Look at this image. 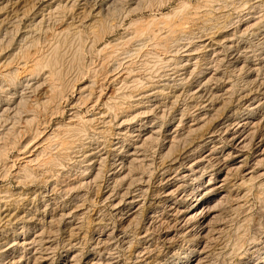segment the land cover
<instances>
[{"label":"rangeland","instance_id":"rangeland-1","mask_svg":"<svg viewBox=\"0 0 264 264\" xmlns=\"http://www.w3.org/2000/svg\"><path fill=\"white\" fill-rule=\"evenodd\" d=\"M102 1L0 0V53L3 52L0 54V72L3 70V72H14L18 69L16 71L18 73L17 82L21 81L24 84L20 86L18 92L22 91L29 98L27 107L30 111L37 110L35 125L40 123L39 127L42 132L34 136L29 131L24 139V149L20 151L10 149L7 152V161L4 158V161L0 162V168L5 162L11 172L6 179L0 178V191L5 192L7 189L11 191L14 196L10 201L18 199L17 205L19 204L20 211L25 210L24 212H26L27 210L28 213L34 214L30 221L33 222H31V227H34L35 230L29 233L33 235L35 232L43 230L45 241L51 244L50 248H53L47 252L45 264H63L66 260L67 250L72 246L74 248L70 249L72 254L69 255L68 260L72 256H78L76 264H83L84 259L89 260L88 264L102 263V260L109 258L111 263L137 264L142 256L151 258V260L157 259L161 263L177 264L180 258L184 257L183 254L179 256L177 254L187 253V250H191V246L194 242L196 243L197 239L192 235L174 236L176 234H174L173 228L174 221L166 210L167 204L159 203L162 197H160L161 188L164 186L163 174L169 168L172 159L195 145L200 140L199 137L205 133L206 128H214L218 123H223L225 120L222 119H225L229 113L231 118L239 116L250 98L258 95V99L261 100L260 111L257 112L254 129H251L254 140L245 152L251 159L257 154V150L259 153L264 148V143L259 144L264 135V58L261 53L264 42V32H262L264 31V8L253 9L255 15L252 17L250 15L252 13L251 5L258 0H251L247 4L236 0L234 5H228V7L222 6L221 0H143L132 15H120L118 22L121 20L123 22L116 24L112 33H105L103 41L101 40L97 47L91 49L89 47L92 36L87 33L85 28L87 22L85 16L90 11L95 15ZM183 3L188 5L186 9L181 8ZM207 5L210 9L206 7ZM66 6L67 10L61 16L55 13L57 7ZM122 7H125V3ZM176 8L179 13L173 18L172 13L173 10L176 11ZM206 10L212 11L213 16L209 17L211 20L208 18ZM165 16H170V18L165 20ZM255 19H260V27H252ZM168 20L174 23H171L172 33L167 31V26L170 23ZM215 22L225 24L227 36L216 34ZM73 23L74 25L71 26L70 24ZM145 27L150 31L147 32ZM204 29L205 33L209 34L199 40L195 39L202 34ZM58 36L60 38L62 36V39ZM192 37H194V41L191 39ZM26 39H33L34 42V47L31 46L27 53L28 63L24 65L22 61L17 59L15 61L14 58V61L7 65V58L16 54V48L25 43ZM75 40H77L76 43ZM156 40H159V43ZM71 41L72 43H69ZM227 41L231 47L224 45ZM176 42L177 44H175ZM109 43L110 45H108ZM53 44L58 45L54 46ZM164 44L168 45L166 51L161 48V45ZM106 45H108L107 50L103 48ZM176 45L178 46L174 47ZM82 46L86 48L89 46V52L86 48L82 50ZM49 47L58 49L59 69L62 70L61 81L64 84L59 81V87L54 90L50 88L47 67L42 68L40 74L35 75H32L30 68L32 66L30 59H34L36 56L47 57L52 50ZM70 47L71 49H69ZM107 51L115 53L118 51L117 54L121 56L117 61L103 63L102 59ZM155 51L158 52V55L160 54L158 58L151 54ZM72 55L74 59H72ZM32 56L35 57L32 58ZM250 64L253 67L257 66L256 68L259 70L255 72L256 68L252 69L253 67H249ZM60 66H63L64 69ZM81 67H84L83 70L86 73ZM130 68L133 69L130 70ZM76 70H81L79 72L85 74L82 73L83 76H79V72ZM201 70H205V72L200 74ZM46 72L47 74H44ZM210 75H213L214 79L207 84L206 78L211 77ZM149 76L151 87L138 89L133 97L125 100L119 109H110L112 104L121 102L119 98L121 91L122 93L131 91L130 88L135 79L145 82L148 81ZM93 80L95 82L91 83ZM164 86H166V90L161 95ZM229 86L234 91L227 93ZM49 99L51 102L46 107H41L38 110L34 106L35 102L42 104L46 101L49 102ZM199 117L201 119L207 117L209 124L207 123L202 130L193 134L188 141L177 137L181 135L180 133L184 135L188 126L196 123L200 119ZM84 121L88 122L89 126L86 125L85 130L92 140L84 142L85 146L75 143V145L65 148L67 151L65 149L60 151V146L47 140L48 135L53 131L62 132L65 125L75 126L79 123L82 125ZM119 123L122 124L121 127ZM230 123L232 122L230 121ZM3 125L2 120L0 130L3 129ZM118 128L121 131H118ZM147 135H151L152 138L145 141L148 138ZM172 137H176L177 145ZM168 145L172 148L170 157L168 155L166 158ZM43 148L46 149L47 157L52 154L58 153V156L61 154L60 161L63 167L60 166V171L56 176L45 181L42 179L41 169H37L38 180L17 181L13 176L15 172L29 164L28 161L34 159ZM130 153L133 155L135 153L136 155L133 157H137L138 161L135 158L126 157ZM88 155L89 157H87ZM121 161L125 166L122 170L119 166ZM131 165L134 166V171L128 170ZM32 166L38 168L33 162ZM86 167L87 171L84 174L82 172ZM263 167L264 163L259 166L260 169L256 170L258 174L255 176L258 179L253 178L251 183H247V187H238L239 180L237 178L239 175L237 172L232 173L229 180L232 182L231 184L228 182L225 187V194L229 191L231 193L226 195V200L222 199L223 202L221 199L215 202V207H218L214 208L217 217L212 224L213 229L210 231V237L213 239L209 238L206 255L203 256L205 260H202L203 262L201 261L200 264H249L256 259V255L253 254L254 247L264 253ZM98 171L100 176L97 177ZM127 173H134L135 177L129 175L131 177L129 178ZM142 173H144L143 178H141ZM58 174L63 177H61L62 180L56 182ZM120 177L124 178V182L120 180ZM207 178L209 175L202 178V184H205ZM129 184L132 185L129 186ZM232 184H237L234 189H231ZM193 186L194 183H187L182 191L180 190L171 199V202L177 201L179 195H188ZM127 191L129 192L128 196L139 195L142 196V200L145 199L142 212L133 215L134 217L132 216L133 211H129L122 199L125 193H128ZM19 194L22 196L19 197ZM7 209L9 212L12 211L13 205L0 204L2 217H5ZM149 209L155 211L154 219L150 223L145 220ZM2 223L3 221L0 222V225ZM23 225H17L18 231ZM142 228H147L150 234L146 242L139 240L135 235V232ZM108 234L110 235L107 240ZM166 234L169 236L165 238ZM3 235L4 233L0 234L2 239L11 236L12 232L8 230ZM168 238L172 240L166 241L165 239L168 240ZM69 243L71 246H67ZM145 249H148V255H145ZM16 256L22 258L23 261L29 259V255L22 250L17 251ZM28 261V264H32L33 260Z\"/></svg>","mask_w":264,"mask_h":264},{"label":"bare ground","instance_id":"bare-ground-1","mask_svg":"<svg viewBox=\"0 0 264 264\" xmlns=\"http://www.w3.org/2000/svg\"><path fill=\"white\" fill-rule=\"evenodd\" d=\"M98 1V0H97ZM102 1V0H101ZM141 1L143 2V0H136V2H134V0H103L101 2L100 7L98 8L96 14H91L90 12L87 13V15L85 16L87 18V22L85 23V28L87 29V33L90 34L92 36L91 40H90V47L87 46L84 47L82 46V50L84 48L87 49L88 51V47L91 49H94L95 47H97V45L101 42V40L103 39V35L105 33H112L113 30L116 28V24H120L123 21L121 20V22H118L120 15L124 14V16H129L132 15L139 7ZM145 1V0H144ZM214 1V0H213ZM218 1V0H217ZM239 1V0H237ZM242 2H244L245 4L249 3L251 0H240ZM239 1V2H240ZM183 2V1H182ZM221 5L222 6H227L228 5H234L236 2V0H221ZM74 3V2H73ZM125 3V7H122V5ZM186 3V2H185ZM185 3L182 4L181 8L182 9H186V7L188 5H186ZM214 3V2H213ZM212 3V4H213ZM238 3V2H237ZM86 4V3H85ZM206 5V2L204 3ZM211 4V3H210ZM211 4V5H212ZM74 6V5H73ZM210 6V5H209ZM71 7V6H70ZM95 7V6H94ZM152 7V6H151ZM203 7V6H202ZM208 7V5L206 6ZM218 7V6H217ZM216 7V8H217ZM252 7V13H250V15L253 17L255 15L254 10H257V8H264V1H260L258 0V2H255L251 5ZM209 8V7H208ZM210 9V8H209ZM220 9V8H219ZM224 9V8H223ZM254 9V10H253ZM67 10V6L66 7H57L56 9V14L58 16H61V14L64 13V11ZM178 9L176 8V11L173 10L172 13V17L178 15ZM212 10V9H211ZM206 10L207 16L208 18L210 17V15H212V11ZM86 11V10H85ZM94 11V9H93ZM142 11V10H141ZM217 11V10H216ZM263 11V9H262ZM181 12V9H180ZM214 12V11H213ZM218 12V11H217ZM257 12V11H256ZM205 13V12H204ZM259 14V13H258ZM169 15V14H168ZM185 15V13L183 12V16ZM204 15V14H203ZM206 15V14H205ZM220 15V14H219ZM213 16V15H212ZM171 17V19H173ZM84 18V19H86ZM170 16H165V20L169 19ZM223 18V17H222ZM221 18V19H222ZM262 18V17H261ZM186 19V17H185ZM210 19V18H209ZM227 19V18H226ZM182 20V19H181ZM179 20V21H181ZM211 20V19H210ZM136 21V20H135ZM162 21V20H161ZM160 21V22H161ZM169 21V20H168ZM226 21V20H225ZM134 22V21H133ZM153 22V21H152ZM158 22V21H157ZM163 22V21H162ZM170 22V21H169ZM168 22V23H169ZM224 22V21H223ZM221 22V23H217L215 22V28H216V34L217 35H223V36H227L228 33L226 32V26L225 24ZM137 23V22H136ZM171 23H169L168 30L169 32L172 31L173 26H171ZM212 23V22H211ZM214 23V21H213ZM260 23V19H255L252 27H258ZM135 24V23H134ZM140 24V23H139ZM146 24V23H145ZM160 24V23H159ZM163 24H165V22H163ZM174 24V23H172ZM71 26L74 25L70 24ZM36 26V25H35ZM121 26V25H120ZM151 26V25H150ZM150 26H148L150 28ZM213 26V27H214ZM37 27V26H36ZM40 27V26H39ZM81 27V26H80ZM131 27V25H130ZM166 27V25H165ZM260 27V26H259ZM84 28V29H85ZM209 28V27H208ZM211 28V26H210ZM263 28V27H262ZM29 29V27H28ZM32 29V28H31ZM34 29V28H33ZM79 29V28H78ZM132 29V28H131ZM143 29V28H142ZM146 31H150V29L146 28ZM163 29V28H162ZM12 30V29H11ZM174 30V29H173ZM176 30V29H175ZM262 30V29H261ZM129 31V30H128ZM139 31V30H138ZM145 31V32H146ZM137 32V31H135ZM160 32V30H159ZM168 32V33H169ZM174 32V31H173ZM206 30H202V34L199 35V37H195V39H200L203 36L208 35L209 33H205ZM264 32V31H262ZM10 33V32H9ZM151 33V32H150ZM172 33V32H171ZM170 33V34H171ZM260 33V32H259ZM138 34V33H137ZM136 34V35H137ZM144 34V33H142ZM153 34V33H152ZM165 34V33H164ZM82 35V34H81ZM85 35V33H84ZM127 35V34H126ZM133 35V34H132ZM141 35V34H140ZM148 35V34H147ZM161 35V34H160ZM168 35V34H167ZM166 35V36H167ZM260 35V34H259ZM64 36V35H63ZM79 36V35H78ZM86 36V35H85ZM90 36V37H91ZM105 36V35H104ZM138 36V35H137ZM144 36V35H143ZM146 36V33H145ZM149 36V35H148ZM153 36V35H152ZM156 36V35H155ZM154 36V37H155ZM60 38V36H58ZM73 37H76V35H73ZM139 37V36H138ZM137 37V38H138ZM142 37V36H141ZM152 37V38H154ZM64 38V37H63ZM78 38V37H77ZM140 38V37H139ZM170 38V37H168ZM194 37H192L191 39H193ZM62 39V36L61 38ZM74 39V38H73ZM82 39V37H81ZM173 40V38H171ZM175 39V38H174ZM2 40V39H1ZM17 40V39H16ZM67 40V38H66ZM65 40V41H66ZM86 40V39H85ZM84 40V41H85ZM120 40V39H119ZM161 40V39H160ZM163 40V39H162ZM161 40V41H162ZM165 40V39H164ZM6 41V40H4ZM8 41V40H7ZM36 41V40H35ZM62 41V40H61ZM77 40H75L76 43ZM103 41V40H102ZM117 41V40H116ZM115 41V43H116ZM157 41V40H156ZM159 41V40H158ZM157 41V42H158ZM194 41V39H193ZM25 43L21 44L20 46H18V48H16L17 53L16 54H12L11 56H9V58H7V65L11 64V61H15L16 59L19 61H22V63L24 65H26L28 63V50L29 48L33 46V39L29 40L26 39L24 40ZM154 42V41H153ZM173 42V41H171ZM175 42V41H174ZM17 43V42H16ZM69 43H72L69 42ZM159 43V42H158ZM157 43V44H158ZM161 43V42H160ZM19 44V43H18ZM59 44V43H58ZM58 44H53L54 46H57ZM87 44V43H85ZM123 44V43H122ZM168 44V43H167ZM164 44L161 45V48L163 49V51H166L168 49V45ZM177 44V42L175 43ZM229 42L227 41L226 43H224L225 46L227 47H231L229 46ZM37 45V44H36ZM62 45V44H61ZM71 45V44H70ZM110 45V43L108 44ZM106 45L105 47H103L104 49L107 48ZM155 45V44H153ZM197 45V42H196ZM2 46V45H1ZM11 46V45H10ZM65 46V44H64ZM155 46H160V45H155ZM178 45L174 46L177 47ZM63 47V46H62ZM112 47V46H111ZM119 47V46H118ZM123 47V46H120ZM126 47V46H124ZM173 47V48H174ZM210 47V46H209ZM50 49H52L51 47H49ZM66 48V47H65ZM117 48V47H116ZM155 49H158L157 47H154ZM160 48V49H161ZM60 49V48H59ZM71 49V47L69 48ZM121 48H119L120 50ZM172 49V48H171ZM38 50V49H37ZM67 51V49H65ZM107 50V49H106ZM118 50V51H119ZM45 51V50H44ZM61 51V49H60ZM64 51V48H63ZM62 51V52H63ZM86 51V50H84ZM86 51V52H87ZM101 51V50H100ZM117 51V53H118ZM122 51V50H120ZM162 51V50H160ZM46 52V51H45ZM44 52V53H45ZM65 52V51H64ZM63 52V53H64ZM78 52V51H77ZM89 52V51H88ZM87 52V53H88ZM103 52V51H102ZM130 52V51H129ZM3 53V52H2ZM0 53V54H2ZM30 53V52H29ZM48 53V52H47ZM67 53V52H66ZM117 53H115L114 51L112 52H106L103 56V63H109V62H113V61H117L118 58L121 56L120 54L118 55ZM120 53V52H119ZM126 53V52H125ZM261 53L262 56L264 58V42L262 44V49H261ZM68 54V53H67ZM71 55V52L69 53ZM73 54V53H72ZM75 54V52H74ZM73 54V55H74ZM78 54V53H77ZM76 54V55H77ZM80 54V53H79ZM83 54V53H82ZM86 54V53H85ZM127 54V53H126ZM129 54V53H128ZM131 54V53H130ZM148 54V53H147ZM153 54L156 58H158L160 56V54L158 55V52H153L151 53ZM162 54V53H161ZM40 55V54H39ZM64 55V54H62ZM72 55V56H73ZM88 55V54H87ZM101 55V53H100ZM44 56V55H41ZM149 56V55H148ZM35 56H32V58ZM85 57V55H84ZM261 57V55H260ZM68 58V57H66ZM77 58V57H76ZM102 58V57H101ZM256 58V57H255ZM71 59V58H70ZM74 59V56L73 58ZM71 59V61H72ZM262 59V58H261ZM2 60V59H1ZM32 60V66L31 68V73L32 75L38 74L42 68L47 67L48 69V73H49V84H50V88L52 90L57 89L59 86V81H61L62 79V74L61 71L59 69V62H60V55L58 52L57 48H54L51 50V53L47 56V57H37L34 59H30ZM65 60V59H64ZM76 60V59H75ZM74 60V61H75ZM153 60V59H151ZM158 60V59H157ZM161 60V59H159ZM162 61V60H161ZM68 62V61H67ZM85 62V61H84ZM165 62V61H164ZM63 63V62H62ZM72 63V62H71ZM249 63V62H248ZM67 64V63H66ZM147 64V63H146ZM18 65V64H17ZM29 65V64H28ZM72 66L75 67V65L71 64ZM70 65V66H71ZM6 66V65H5ZM13 66V65H12ZM66 66V65H65ZM64 66V67H65ZM84 66V65H83ZM206 66V64H205ZM11 67V66H9ZM63 68V66H60ZM86 67V66H85ZM142 67V66H141ZM164 67V66H163ZM249 67H253V65H249ZM257 67V66H256ZM253 67L252 69L256 68ZM7 68V67H6ZM17 68V67H16ZM15 68V69H16ZM23 68V67H22ZM29 68V67H28ZM73 68V67H72ZM82 68V67H81ZM84 68V67H83ZM82 68V70H83ZM155 68V67H154ZM14 69V68H13ZM26 69V67H25ZM64 69V68H63ZM66 69V68H65ZM78 69V68H77ZM133 69V68H132ZM130 68V70H132ZM249 69V68H248ZM10 70V69H9ZM18 70V69H17ZM17 70H14V72H0V122L3 120L4 125L2 126L3 129L0 130V162L4 161L3 159H6V154L10 149H14L15 151H20L22 149H24V139L26 138V135L29 133H33L34 136H37L39 134H41V129H40V123L38 125H35V122L37 121V115L38 112L36 113V111H30L27 107V103H28V97L27 95H25V93H23L22 91L19 93L18 89L20 88L22 84V82H17ZM74 70V69H73ZM259 70V69H258ZM257 68L256 70H254L255 72L258 71ZM8 71V70H7ZM12 71V69H11ZM25 71V70H24ZM30 71V69H29ZM77 71V70H76ZM81 70H78L77 72H79ZM84 71V70H83ZM250 71V70H249ZM27 72V70H26ZM70 72V71H69ZM85 72V71H84ZM84 72H79V76H83L82 73ZM205 72V70H201L200 74H203ZM30 73V74H31ZM74 73V72H73ZM86 73V72H85ZM84 73V74H85ZM250 73V72H249ZM22 74V73H21ZM40 74V73H39ZM42 74V73H41ZM44 74H47L44 73ZM64 74V73H63ZM259 74V72H258ZM31 75V76H32ZM72 75V74H71ZM76 75V74H75ZM252 75V74H251ZM20 76V75H19ZM37 76V75H36ZM46 76V75H45ZM211 77L206 78V83L208 84V82H210L212 79H214V77H212L213 75H210ZM255 76V75H253ZM258 76V75H257ZM256 76V77H257ZM27 77V75H26ZM41 77V76H39ZM206 77V76H205ZM251 77V76H250ZM19 78V77H18ZM33 78V77H32ZM35 78V77H34ZM37 78V77H36ZM48 78V77H46ZM70 78V76H69ZM75 79V77H73ZM84 78V77H83ZM252 78V77H251ZM23 79V78H22ZM44 79V78H42ZM41 79V80H42ZM93 79V78H92ZM254 79V78H253ZM33 80V79H32ZM96 80V79H95ZM95 80H93L94 83ZM150 76L148 77V81L145 82H141L138 79H135L132 83V87L130 88L131 91H129V93H122L119 95V98L121 100L120 103H114L110 106V109H119V107H121V105L124 104L125 100H128L130 98L133 97V94L135 92L138 91V89L142 88L145 89L147 87H151L150 86ZM242 80V79H241ZM19 81V80H18ZM44 81V80H43ZM82 81V80H81ZM213 81V80H212ZM240 81V80H239ZM25 82V81H24ZM36 82V81H35ZM77 82V81H76ZM79 82V81H78ZM47 83V82H46ZM61 83L63 84V82L61 81ZM65 83V81H64ZM67 83V82H66ZM30 84V83H29ZM26 85V84H25ZM64 85V84H63ZM234 85V84H233ZM41 86V85H40ZM61 86V84H60ZM65 87V86H64ZM166 86H164L162 88L161 91V95L163 94V91L166 90L165 89ZM229 90L227 89V93L229 92H233L231 86H229ZM234 87V86H233ZM242 87V86H241ZM26 88V87H25ZM31 88V87H30ZM227 88V87H226ZM238 88V87H237ZM22 89V88H21ZM68 89V87H67ZM129 89V88H128ZM27 90V89H26ZM246 90V89H245ZM61 91V90H60ZM128 91V90H127ZM219 91V90H218ZM240 91V90H239ZM243 91V89H242ZM225 92V93H226ZM217 94V93H216ZM233 94V93H232ZM238 94V93H236ZM30 95V93H29ZM231 95V94H230ZM229 95V96H230ZM234 95V94H233ZM61 96V94H60ZM64 96V95H63ZM213 96V95H212ZM252 96V95H251ZM259 96V95H258ZM258 96H253L252 98H250V101L247 102L248 104L244 107V109L242 110L241 114L237 117H233L231 118V116L225 117V120L223 123L219 124L217 126H215L214 128H206L205 129V133H203L199 138L200 140L193 146L189 147L188 149L184 150L182 152V154L178 157H175L174 159H172L169 168H167V171L163 174L164 175V186L161 188V199L159 200V203H164L165 205L167 204V211L168 214L170 215L171 218H173L174 221V236L177 237V235H192L194 236L197 240L196 243L194 242V244L191 246V250H187L188 252L185 253H179L177 254L182 255L183 254V258H180L179 263L177 264H200L202 260H205L203 256H205V251L208 248V241L210 239H213L212 237H210V231L212 228V224L215 222L214 220L216 219V213H215V209H217L215 207L216 205V201H219L221 199H225L226 200V195L230 194L231 192H227V194H225V187L228 185V182L230 180V177L232 176V173L237 172V175H239L237 178L239 181L238 183V187L239 186H246L247 183L249 184V182L251 183V181L253 180V178H256L255 174L257 175L258 171H256L259 166L261 164L264 163V148L258 153V150L256 151V155L253 156L251 159H249L247 153L245 152L246 149L248 147H250V145L253 143L254 140V135H251V129L255 126V119H257V112L259 110V104L260 101L258 99ZM222 97V96H221ZM234 97V96H233ZM250 97V96H249ZM263 97V96H262ZM147 98V97H146ZM228 98V97H227ZM239 98V97H238ZM31 99V98H30ZM56 99V97H55ZM63 99V97H62ZM61 99V100H62ZM224 100V99H223ZM60 101V100H59ZM230 101V100H229ZM50 99L49 102L46 101V103H42L40 104L39 102H35V107L38 108V110L41 107H46V105H49L50 103ZM58 102V101H57ZM54 103V102H52ZM224 102H223V106H224ZM228 104V103H227ZM211 105V104H210ZM208 106V105H207ZM205 107V106H204ZM211 108V107H210ZM223 108V107H222ZM46 109V108H45ZM58 109V108H56ZM212 109V108H211ZM229 109V108H228ZM122 110V109H121ZM220 111V110H219ZM230 111V110H229ZM236 111V110H235ZM260 111V110H259ZM221 112V111H220ZM226 112V111H225ZM227 114V113H226ZM205 116V114H202ZM224 115V113H223ZM209 116V115H208ZM215 116V115H213ZM211 117V116H210ZM224 117V116H223ZM263 117V116H262ZM200 119H198V121L196 123H193L192 125L188 126L187 131H185V134L183 135L182 133H180V136H177L178 138H184L185 141H188L191 139V137L193 136V134H195L196 132H199L200 130H202L206 124L209 122V120L207 121V117H199ZM261 118V117H260ZM214 119V118H213ZM82 120V119H81ZM259 120V119H258ZM230 121L232 123H230ZM194 122V121H193ZM260 122V120H259ZM80 124V123H79ZM75 125L73 126L72 124H67L65 125L62 129V132H59V130H55L52 133H50L48 135V139L49 142H55V144L57 146H60V151H63L65 148H67L68 146H72L75 145V143L79 144L80 146H85L86 144H84V142L90 141L91 138L88 137V135L86 134V130H85V126L88 125V122H83L82 125ZM120 124V123H119ZM209 124V123H208ZM84 125V126H83ZM122 124H120L121 127ZM186 125V124H185ZM259 125V124H258ZM257 125V126H258ZM263 125H264V119H263ZM214 126V125H213ZM187 127V126H186ZM259 128V127H258ZM263 128V127H262ZM119 129V128H118ZM254 129V128H253ZM118 131H121V129H119ZM177 132V131H176ZM174 133V132H173ZM95 135V134H94ZM91 136V135H90ZM148 136V135H147ZM176 136V135H175ZM260 137V136H259ZM151 137L148 136V138L145 140H149ZM171 138V137H170ZM154 139V138H153ZM172 139L174 140V143L177 145L178 142L177 140L175 141L176 137H172ZM92 141V140H91ZM184 141V142H185ZM177 142V143H176ZM195 142V141H194ZM145 143V142H144ZM149 143V142H147ZM259 143V142H258ZM264 143V135L263 138L260 140L259 144H263ZM170 144V143H169ZM146 145V144H145ZM172 145V144H171ZM182 145H184L182 143ZM164 146V145H163ZM169 146V145H168ZM175 146V145H173ZM186 146V145H185ZM257 147H259L258 145H256ZM166 147V145H165ZM177 147V146H176ZM182 147V146H181ZM164 148V147H163ZM168 148V147H167ZM166 148V149H167ZM172 148V147H171ZM171 148L169 146V149H167L168 151L166 158H168V155L170 157V151ZM178 148V147H177ZM254 148V147H253ZM251 149V148H250ZM66 150V149H65ZM46 149L43 148L36 156L34 159L28 161L29 164L24 165L23 167H21L19 170H17L15 172L14 178L19 181V182H28V181H34V180H38V171L37 169H41V175H42V179L43 180H48L51 179L53 176H56V174L60 171L59 168L63 164H61V158L60 155L59 156L57 154L55 155H49V157H47V154L45 155ZM67 151V150H66ZM11 152V151H10ZM14 152V151H12ZM11 152V153H12ZM65 153V152H64ZM252 154V153H251ZM254 154V153H253ZM44 155L46 156L44 158ZM65 155V154H64ZM134 155H136L134 153ZM133 154H128L126 157L129 158H135ZM164 155V154H163ZM144 156V155H143ZM89 157V155L87 156ZM163 157V156H162ZM64 158V157H62ZM143 158V157H142ZM165 158V157H164ZM66 159V158H65ZM137 159V157L135 158ZM134 159V160H135ZM144 159V158H143ZM140 160V159H139ZM142 160V159H141ZM145 160V159H144ZM7 161V159H6ZM138 161V159H137ZM170 161V160H169ZM36 163V166H38V168H35V166L31 167V163ZM136 163V162H135ZM142 163V162H140ZM145 163V162H144ZM147 163V162H146ZM129 164V163H128ZM127 164V165H128ZM138 164V163H137ZM144 165V164H142ZM141 165V166H142ZM151 165V164H150ZM1 166V165H0ZM121 166V170L124 166L123 161L120 162ZM129 166V165H128ZM127 166V167H128ZM140 166V165H139ZM116 167V166H115ZM125 167V166H124ZM126 167V168H127ZM137 167V166H136ZM168 167V166H167ZM35 168V169H34ZM125 168V169H126ZM144 168V167H142ZM149 168V167H148ZM264 168V167H263ZM130 169V170H129ZM137 169V168H136ZM135 169V170H136ZM208 169H210V171H207ZM260 169V168H259ZM9 166L7 163L4 162V164L2 165V167L0 168V178L6 179L9 176V173L11 172V170L9 171ZM129 171H134V166L131 165V167H128ZM141 170V169H140ZM148 170V169H147ZM263 170V169H262ZM85 171H87V167L83 170L82 173L86 174ZM142 171V170H141ZM122 172V171H121ZM120 172V173H121ZM128 172V171H127ZM139 172V171H138ZM143 172V171H142ZM264 172V171H263ZM262 172V173H263ZM99 173V171H98ZM97 173V177L100 176V173ZM124 173V171H123ZM137 173V172H136ZM145 173V172H144ZM141 178H143V174ZM148 173V172H147ZM126 174V173H124ZM127 176H132L133 174H129L127 173ZM140 174V173H139ZM261 174V173H260ZM64 175V174H63ZM113 175V173H112ZM146 175V174H145ZM206 175H209V178H207L205 184H202L201 180L202 178H204ZM236 175V176H237ZM262 175V174H261ZM120 176V175H119ZM129 176V178H131ZM134 176V175H133ZM63 176L61 175H57V179L56 182H59L60 180H62ZM125 178V176H123ZM135 177V176H134ZM120 180H124V178L120 177ZM139 178V176H138ZM236 178V177H235ZM261 178V177H259ZM126 179V178H125ZM133 179V177H132ZM117 180V181H120ZM141 180V179H140ZM139 180V182H140ZM254 180V181H255ZM264 180V179H263ZM53 181V180H52ZM127 181V180H126ZM55 182V181H54ZM124 182V181H123ZM137 182V181H136ZM143 182V180H142ZM189 182L194 183V186L192 187L191 191L189 192L188 195H179L178 196V200L175 202H171V199L173 197H175L180 190L182 191V188L185 187V185ZM232 182V181H231ZM231 182H229L231 184ZM237 182V181H236ZM256 182V181H255ZM52 183V182H51ZM128 183V182H127ZM134 183V182H133ZM141 183V182H140ZM24 184V183H23ZM26 184V183H25ZM163 184V183H162ZM185 184V185H184ZM132 185V184H131ZM129 184V186H131ZM237 184H232L231 185V189H234L235 186ZM57 186V185H54ZM159 186V185H158ZM162 186V185H160ZM262 186V185H261ZM247 187V186H246ZM264 187V186H262ZM130 188V187H129ZM230 188V187H229ZM228 189V188H227ZM226 189V190H227ZM246 190V189H245ZM145 191V190H144ZM185 191V189H184ZM238 191V190H237ZM128 192V191H127ZM236 192V191H235ZM4 194V195H2ZM128 193H125V195L123 196V202L125 203L126 207L129 209V211H133L132 216L136 215L137 213L139 214L140 212H142L143 207L145 206V199H141L142 196L139 195H135V196H131ZM137 194V193H135ZM183 194V193H182ZM133 195V194H132ZM238 195V194H237ZM246 195V194H245ZM13 193L11 191H9L8 189L5 192L0 191V204L2 203H8L9 206L13 205V209L12 211H7L5 212L6 215L5 217L0 215V222L3 221L2 225H0V234L5 235L6 232H8V230H10L12 232L11 236H6L4 237L1 241L0 244V263L2 264H28V260H33L32 264H45L46 260H47V252L50 251L49 249H53L50 248L51 244L47 241H45L46 239L43 236V230L42 232H35L33 235H31L29 232H34L35 228L31 227V222L30 218H33L34 214L28 213L27 210L26 212H24L23 210L20 211V206L17 205L18 203V199H13L10 201L11 198H13ZM22 195L19 194V197H21ZM240 196V195H239ZM244 196V195H243ZM242 196V197H243ZM234 197V196H233ZM241 199V196H240ZM220 201V202H221ZM223 202V201H222ZM215 203V204H214ZM11 204V205H10ZM158 204V203H157ZM214 204V205H213ZM218 204V202H217ZM220 204V203H219ZM124 205V206H125ZM153 205V204H152ZM164 205V206H165ZM242 205V204H241ZM2 207V206H1ZM215 208V209H214ZM127 209V210H128ZM29 211V210H28ZM31 211V209H30ZM35 211V210H34ZM37 211V210H36ZM144 211V210H143ZM145 212V211H144ZM143 212V213H144ZM35 213V212H34ZM155 213L154 209H149V211H147L146 214V218L145 220L148 221L149 223L154 219L153 214ZM36 214V213H35ZM137 214V215H138ZM167 214V215H168ZM37 215V214H36ZM70 215V214H69ZM144 215V214H143ZM218 215V214H217ZM133 216V217H134ZM157 216V215H156ZM66 217V216H65ZM144 217V216H143ZM137 218V216H136ZM170 218V219H171ZM29 219V220H28ZM139 219V218H138ZM26 222H23V221ZM33 220V219H32ZM136 220V219H135ZM218 221V220H217ZM26 223V224H25ZM33 223V222H32ZM146 223V222H145ZM19 224H24L20 230L18 231L17 229V225ZM152 225V224H151ZM11 227V229H9ZM19 228V227H18ZM128 230V229H127ZM152 230V229H151ZM222 230V229H220ZM123 231V230H122ZM169 232V231H168ZM217 232V231H216ZM219 232V230H218ZM217 232V234H219ZM75 233V232H74ZM73 233V234H74ZM167 233V232H166ZM79 234V233H78ZM241 234V233H240ZM246 234V233H245ZM3 235V236H4ZM8 235V233H7ZM110 234L107 235V240ZM135 235L139 238V240L141 241H145L150 237V234L147 231V228H142L138 229L135 232ZM47 236V235H46ZM74 236V235H72ZM169 236V234L165 235V238ZM179 236V237H180ZM252 236V235H251ZM48 237V236H47ZM51 237V236H50ZM75 237V236H74ZM155 237V236H154ZM238 237V236H237ZM49 238V237H48ZM172 238V237H171ZM210 238V239H209ZM105 239V241H106ZM134 239V238H133ZM173 239V238H172ZM172 239H165L166 241H171ZM242 239V238H241ZM53 240V239H52ZM74 240V239H73ZM111 240V239H110ZM236 241V240H235ZM100 243V242H99ZM130 243V242H129ZM169 243V242H168ZM74 244V243H73ZM170 244V243H169ZM97 245V243H96ZM254 245V243H253ZM66 246V245H65ZM67 246H71V244H67ZM73 247V246H72ZM72 247H69V249L67 250V256H66V260L64 261L63 264H76L78 261V256H72L69 258V255L72 254L70 252V249ZM138 247V246H137ZM144 247V246H143ZM66 248V247H65ZM74 248V247H73ZM107 248V247H106ZM105 248V249H106ZM98 249V248H97ZM136 249V248H135ZM251 249V248H250ZM19 250H22L25 252V254L27 253L29 255V259L27 261H23L22 258H18L16 256V252ZM39 250V251H37ZM73 250V249H72ZM75 250V249H74ZM94 250V249H93ZM148 249H145V255L149 254V252H147ZM156 252V251H155ZM207 253V252H206ZM79 254V253H78ZM134 254V253H133ZM136 254V253H135ZM151 254V253H150ZM253 254L256 255L255 256V260L253 258L254 261H250L251 263L249 264H264V253L262 252V250H258L256 247H254L253 250ZM74 255V254H73ZM110 255V254H109ZM176 257V256H175ZM137 258V257H136ZM140 261L137 262V264H166L161 263L159 261H157V259L151 260V258H144V256L140 257ZM84 259V258H83ZM81 259H79V262ZM102 260V259H101ZM139 260V259H138ZM87 259H84L82 261L83 264H88ZM110 258L107 260H102V263L99 262H93L92 264H116V263H111L110 262ZM110 262V263H108ZM203 262V261H202ZM169 263V261H168ZM80 264V263H79ZM203 264V263H202Z\"/></svg>","mask_w":264,"mask_h":264}]
</instances>
